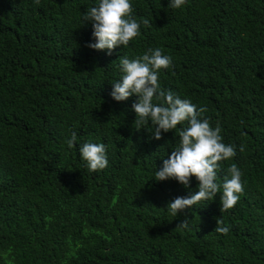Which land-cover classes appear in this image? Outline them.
I'll return each instance as SVG.
<instances>
[{"label": "trees", "instance_id": "trees-1", "mask_svg": "<svg viewBox=\"0 0 264 264\" xmlns=\"http://www.w3.org/2000/svg\"><path fill=\"white\" fill-rule=\"evenodd\" d=\"M130 2L150 25L108 55L87 47L93 29L82 17L97 0H0V264H264V0ZM150 48L172 58L161 88L206 107L237 146L218 172L221 184L232 163L243 173L226 212L218 193L169 215L189 189L155 173L178 136L137 130L138 97L110 95L118 59ZM86 142L106 145L107 168L87 169ZM185 218L189 228L176 229ZM217 218L227 235L214 232Z\"/></svg>", "mask_w": 264, "mask_h": 264}, {"label": "clouds", "instance_id": "clouds-1", "mask_svg": "<svg viewBox=\"0 0 264 264\" xmlns=\"http://www.w3.org/2000/svg\"><path fill=\"white\" fill-rule=\"evenodd\" d=\"M39 4L40 0H34ZM186 0H169L168 6L180 9ZM130 0H97L95 6L87 9L82 19L92 24L94 42L87 47L96 51H107L108 55L119 46L128 47L133 38L140 35L141 24L149 26L150 21H138L133 16ZM121 78L113 82L112 98L118 102L135 95L137 101L132 110L136 114L134 126L137 130L147 128L155 140L163 139L162 133L175 131L178 143L171 155L164 159L162 167L155 173L157 181L176 180L189 189V195L170 200L167 211L177 216L185 209H191L201 201H212L221 193V212L232 209L243 193V173L235 163L227 169L223 183H218L220 164L236 156V145L224 143L219 123L212 126L203 117L206 107H198L190 99H182L171 90L165 91L159 83L160 71L172 65V58L159 48L148 49L135 58L121 56L119 59ZM149 122L151 124L149 125ZM178 125L183 127L177 132ZM77 134L73 132L65 140L69 149L76 147ZM239 150L243 152L245 146ZM79 153L91 172L104 170L108 166L107 148L104 143L86 142L79 146ZM192 177L198 181V190L191 191ZM190 220L185 218L176 229L189 228ZM230 231L222 218H217L214 232L227 235Z\"/></svg>", "mask_w": 264, "mask_h": 264}]
</instances>
